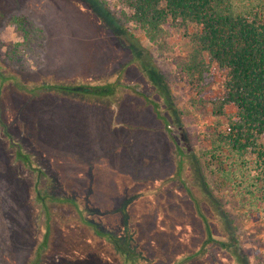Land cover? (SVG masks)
<instances>
[{
	"label": "rangeland",
	"instance_id": "obj_1",
	"mask_svg": "<svg viewBox=\"0 0 264 264\" xmlns=\"http://www.w3.org/2000/svg\"><path fill=\"white\" fill-rule=\"evenodd\" d=\"M128 15L119 0H0V264H264L263 208L227 179L235 159L212 157L236 114H213L220 71L199 95L186 41L154 43ZM83 100L106 114L87 121Z\"/></svg>",
	"mask_w": 264,
	"mask_h": 264
},
{
	"label": "trees",
	"instance_id": "obj_2",
	"mask_svg": "<svg viewBox=\"0 0 264 264\" xmlns=\"http://www.w3.org/2000/svg\"><path fill=\"white\" fill-rule=\"evenodd\" d=\"M119 1L130 11L127 20L142 29L150 41L162 45L174 34L186 41L191 61L187 72L199 95L211 68L220 71L221 95L209 101L213 114L221 118L228 107H235L236 114L225 128L221 122L216 124L212 157L222 153L228 161L235 159L239 173L226 174L227 179L234 181L244 207L253 210L260 206L264 213V0ZM124 37L130 47L145 52L131 27L125 28ZM151 61L141 60L146 71H151ZM159 76L156 72L154 78ZM118 87L111 83L60 89L107 97L115 95ZM20 156L27 161L28 157ZM109 239L120 250L118 241L111 235Z\"/></svg>",
	"mask_w": 264,
	"mask_h": 264
},
{
	"label": "crops",
	"instance_id": "obj_3",
	"mask_svg": "<svg viewBox=\"0 0 264 264\" xmlns=\"http://www.w3.org/2000/svg\"><path fill=\"white\" fill-rule=\"evenodd\" d=\"M138 65L139 67L144 68L143 65H141L139 62H138ZM146 70V69H145ZM150 75V74H149ZM151 77V76H150ZM62 102H58V104H61ZM66 107H69V105H66ZM86 106V107H85ZM76 108H71V109H79L81 112H80V115L82 117H85L87 118V121H93L95 118L89 114V111L90 112H93V114L97 117V118H100L102 114H106V108H99V107H91V103L88 101V100H83L82 102L80 101L79 104H77L75 106ZM100 110H101V113H100ZM79 114V113H78ZM103 120H105V118H101ZM100 119V120H101ZM109 119V118H108ZM99 120V121H100ZM106 121H107V118H106ZM109 124V122H108ZM112 199V198H111ZM95 206H100L99 204H96ZM98 215H99V211L97 212ZM126 215V214H124Z\"/></svg>",
	"mask_w": 264,
	"mask_h": 264
}]
</instances>
